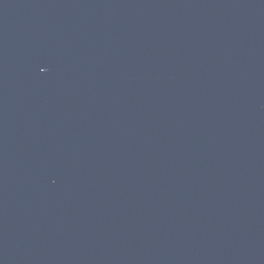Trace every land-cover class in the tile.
<instances>
[{
  "label": "water",
  "instance_id": "obj_1",
  "mask_svg": "<svg viewBox=\"0 0 264 264\" xmlns=\"http://www.w3.org/2000/svg\"><path fill=\"white\" fill-rule=\"evenodd\" d=\"M0 264H264V0H0Z\"/></svg>",
  "mask_w": 264,
  "mask_h": 264
}]
</instances>
